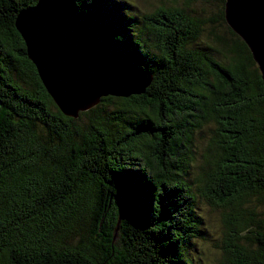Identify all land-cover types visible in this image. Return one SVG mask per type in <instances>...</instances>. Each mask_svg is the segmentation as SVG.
<instances>
[{"label": "trees", "instance_id": "obj_1", "mask_svg": "<svg viewBox=\"0 0 264 264\" xmlns=\"http://www.w3.org/2000/svg\"><path fill=\"white\" fill-rule=\"evenodd\" d=\"M36 2L0 0V264H198L200 199L228 214L219 264H264V84L246 43L227 25L223 56L200 45L187 7L161 3L137 21L119 0H74L150 81L70 117L15 27Z\"/></svg>", "mask_w": 264, "mask_h": 264}, {"label": "water", "instance_id": "obj_2", "mask_svg": "<svg viewBox=\"0 0 264 264\" xmlns=\"http://www.w3.org/2000/svg\"><path fill=\"white\" fill-rule=\"evenodd\" d=\"M224 19L248 46L264 84V0H225ZM15 27L58 109L77 117L108 94L141 93L150 76L116 60L79 15L74 0H37Z\"/></svg>", "mask_w": 264, "mask_h": 264}, {"label": "rangeland", "instance_id": "obj_3", "mask_svg": "<svg viewBox=\"0 0 264 264\" xmlns=\"http://www.w3.org/2000/svg\"><path fill=\"white\" fill-rule=\"evenodd\" d=\"M122 2V11L137 17L140 21L143 14L154 10L161 3L175 4L180 7H187V11L202 21L200 45H209L215 49L219 56H223L219 38L230 37L227 24L221 21L220 5L217 0H119ZM212 126L205 127L204 132L199 135L196 141L195 165L192 170L191 179L194 180L199 165L203 161V155L207 152L208 140L211 139ZM199 210L204 218V227L207 234L205 239L198 241L196 257L198 264H219L223 260L225 225L228 221V214L222 209L208 204L205 200H199ZM260 218L264 219V201L259 208ZM196 259V260H197Z\"/></svg>", "mask_w": 264, "mask_h": 264}]
</instances>
